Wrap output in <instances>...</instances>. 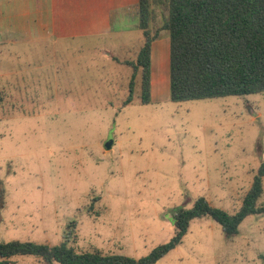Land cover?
<instances>
[{"label":"rangeland","instance_id":"374dc122","mask_svg":"<svg viewBox=\"0 0 264 264\" xmlns=\"http://www.w3.org/2000/svg\"><path fill=\"white\" fill-rule=\"evenodd\" d=\"M50 1L0 0V241L140 258L174 236L179 206L204 196L236 213L264 158V92L171 100L170 36L161 30L169 8L159 0H149L147 104L135 68L142 28L60 48L5 39ZM5 264L60 263L16 255ZM156 264H264V213L232 237L212 217L196 218Z\"/></svg>","mask_w":264,"mask_h":264},{"label":"trees","instance_id":"16d2710c","mask_svg":"<svg viewBox=\"0 0 264 264\" xmlns=\"http://www.w3.org/2000/svg\"><path fill=\"white\" fill-rule=\"evenodd\" d=\"M169 14L162 25L170 36V98L173 101L247 95L264 92V0H159ZM139 27L146 37L135 68L142 67V103L151 102V49L156 37L148 29L149 0H140ZM133 82L127 103L132 101ZM264 158L253 184L234 214L199 197L190 208L179 206L173 217L174 236L135 258L100 249L77 252L66 241L57 245L35 241H0V264L16 255H35L60 264H156L176 248L192 220L210 216L227 237L239 233L263 194Z\"/></svg>","mask_w":264,"mask_h":264},{"label":"crops","instance_id":"0c3cea01","mask_svg":"<svg viewBox=\"0 0 264 264\" xmlns=\"http://www.w3.org/2000/svg\"><path fill=\"white\" fill-rule=\"evenodd\" d=\"M139 0H51L49 5L34 6V19L16 21L9 27V43H53L61 47L65 40L107 38L141 31ZM132 18H131V17ZM6 36V35H4ZM130 39V37H129ZM132 41V40H131ZM130 41V42H131ZM139 41V40H138ZM168 44L169 39L167 40ZM113 50L129 51L130 43L106 41ZM111 51V50H110ZM103 49L102 53H106ZM155 73H152V83Z\"/></svg>","mask_w":264,"mask_h":264}]
</instances>
